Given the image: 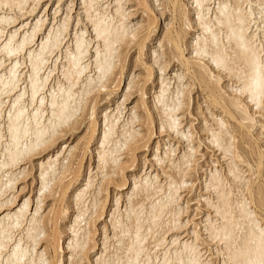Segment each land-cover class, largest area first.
Returning a JSON list of instances; mask_svg holds the SVG:
<instances>
[{
	"label": "bare ground",
	"instance_id": "1",
	"mask_svg": "<svg viewBox=\"0 0 264 264\" xmlns=\"http://www.w3.org/2000/svg\"><path fill=\"white\" fill-rule=\"evenodd\" d=\"M14 2L18 7L9 9L7 16L0 12V17H3L0 23V32H3L0 49L7 44L8 38H12L13 31L17 33L14 45L23 42L25 35L29 36V42L18 58L21 65L17 69L20 87L11 96L2 97L6 108L15 102L18 92L25 91V84H28V94L21 103L30 112L34 107L41 108L38 102L35 105L31 103V82L28 77L33 75L32 63L25 59V55L33 50L39 54V45L48 40L49 33H52L51 44L45 43L44 46L51 54H43L49 63L41 65V80L49 76L48 69L61 73L68 67V52L75 51L78 32L89 33L83 39H87L91 46L86 49L85 58V63L90 60L89 69L79 77L78 88L73 89L77 100L68 101L65 115L71 118L65 123L57 120L59 127L55 135L45 137L47 143H42L39 148L32 147L36 142V120L33 119L29 151L25 152L23 143L19 149L15 146L11 148L12 154L20 156L18 163L13 164L0 148V224H3L0 233L11 231L15 237L8 247L19 243L21 237L24 239L22 246L28 247V226H32L33 239L40 232L44 234L38 241L37 253H43L49 264H97L98 258L101 264H116V261L126 264L128 248L135 242L139 228L141 237L147 240L145 247L153 253L154 261L157 257L153 245H159V259L163 264L164 253L171 251L174 256L185 243L195 241L192 233L196 231L202 234L203 258L215 260L219 248L203 238L208 218L211 217L213 222L217 219L216 207H209V204L219 203L220 208L224 209L225 198L230 193H236L230 197L233 206L230 211L235 213L236 222L242 229L251 230L247 222L240 219L241 209L236 204L246 195L249 201H253V208H259L260 188L264 185V168L261 167L264 159V113L251 106L247 94L239 91L244 87L245 71L248 69L235 44L228 52L229 56L235 58L234 63L230 64V71L225 72L212 63L216 52L224 51V44L217 49L211 34L205 32V24L213 26L215 10L211 14L205 10L207 19H202L197 0H120V3L118 0H98L101 5H109L108 15L116 20V24L111 26L114 43L120 23L117 16L120 4L123 13L127 14L125 23L130 30L127 38L121 36L119 43H116L115 68L104 78L101 88V74L95 70V33L88 20L90 9L86 7L91 0H80L81 7L75 24L73 0L69 2L71 9L68 4L62 13V0H58L53 20L48 18L47 13L51 0ZM215 2L206 0L207 6ZM257 2L252 0L253 5ZM42 8L44 10L40 12ZM96 11L103 16L102 6ZM167 12L169 19L167 22L164 20L162 25L161 18ZM66 17L68 26L64 32ZM34 28H38V31L32 38L30 34ZM57 30L62 32L63 39L58 47H53ZM131 31L137 35L135 41L131 39ZM215 31L218 34L220 30L215 28ZM150 43L156 46L150 48ZM205 49L207 56L196 55ZM0 60L5 65L0 68V77H7L17 57L8 58L6 53L0 52ZM57 60L60 62L57 63ZM171 65L174 73L169 70ZM138 69L140 72L137 74L135 70ZM89 80L97 81L90 92L85 87ZM64 83L62 76L53 75L43 86L41 95L46 101L44 111L47 116L42 114L40 120L45 130L51 127L48 124L52 112L50 94L58 91L57 85L63 86ZM149 88L155 89L151 100L148 98ZM79 91L86 93L82 109L78 103ZM195 91L202 101L194 97ZM134 94L137 99L128 109L126 102ZM66 99L65 93L64 99L57 102L63 103ZM241 104L244 105L243 110L239 108ZM73 107L77 109L75 113ZM167 109L172 111L167 112ZM198 115H203L205 138L198 135L199 131L194 129L192 120H188V117ZM169 116L179 120L181 135L166 127ZM221 121L224 128L220 126ZM85 122V131L72 137ZM4 123L6 128V112ZM214 133L216 140L213 139ZM184 134L189 135V140L183 139ZM163 135L169 138L174 135L184 140L186 146L180 149V145L176 146L170 140L162 146L160 138ZM217 141L220 147H217ZM204 145L213 153L209 159L206 158V150L202 149ZM3 147H8L7 141ZM190 148L195 150V154L190 161L191 168L187 169L184 167V156H193L188 151ZM150 150L154 151L152 159L140 160ZM173 150L175 157L171 155ZM92 159H95L93 163ZM140 161L142 171H138ZM147 162L151 164L149 171L146 169ZM28 163L38 170L39 188L35 195L30 192L21 198V203H17L23 192V187L16 191L17 184L27 174V166L23 165ZM237 169L238 175L249 183L241 186L230 175ZM185 172L186 176L183 175ZM214 173H219L218 179L224 181L220 185V195L214 190L217 187L213 181ZM183 184L187 187L180 186ZM194 193L196 195L192 196ZM185 194L190 196L185 199ZM9 216L12 217L11 222L7 219ZM17 217L24 227L10 228L9 224H14ZM228 219L232 220L233 217L230 215ZM74 226L78 235H74ZM149 228L152 229L151 233ZM235 235L240 238L241 232L238 230ZM173 240L178 243L173 244ZM77 242L81 244L79 252L74 250ZM237 242L233 240V243ZM70 243L72 249L69 248ZM83 245H87V248ZM34 258L39 264L40 256L35 255ZM4 259H8L7 255Z\"/></svg>",
	"mask_w": 264,
	"mask_h": 264
},
{
	"label": "snow or ice",
	"instance_id": "2",
	"mask_svg": "<svg viewBox=\"0 0 264 264\" xmlns=\"http://www.w3.org/2000/svg\"><path fill=\"white\" fill-rule=\"evenodd\" d=\"M120 3V0H118ZM103 7L104 14L101 16L97 8ZM18 5L14 0H0V12H3L7 16L9 9H15ZM72 5L69 4L71 9ZM86 7L90 9L88 12V20L93 25L92 31L95 33V70L99 72L100 82L99 86L103 87V80L109 73L115 68V56H116V43H119L120 37L127 38L130 30L126 27L127 14L123 13V6L117 8V16L120 17V23L117 25V32L115 33L116 42H113V31L112 25L116 24L111 16L108 15L109 5L107 3L98 2V0H91V3H86ZM197 7L201 10V18L207 19L204 16L205 10L211 14L213 10L216 12V16L213 20V26L205 24V32L211 34L212 41L217 49L224 44V51H217L212 57V63L217 68H223L225 72L230 71V64L234 63V57L229 56L228 52L235 44L238 53L241 55L242 62L247 66L245 71V79L243 81L244 87L240 88L241 93L247 94V98L250 105L255 107L260 112L264 113V0H258L253 5L252 0H236L235 3L232 0H225L221 3L220 0H216L211 6H207L206 0H197ZM93 12L95 15H93ZM258 14V19H257ZM3 22V17H0V23ZM11 23V20L8 21ZM68 21L65 19V25L63 31H67ZM79 28V24H77ZM215 28H219L217 34ZM38 28H34L31 31V37L34 38ZM3 32H0V36ZM17 33L13 31L12 38H8L7 44L4 45L0 52L6 53L8 58L17 57V62L11 65V71L7 77H0V148L3 149L6 155L12 159L13 164L18 163L20 156L11 153V148L15 146L19 149L21 143H23L25 152L29 151V145L31 144V138L33 136V119L36 120L35 124V135L36 142L32 147L39 148L42 143H47L45 137L49 135H55L56 129L59 125L56 123L59 120L61 123L67 122L71 117H67L65 114L68 111V101H76L77 96L73 93L74 88H78L80 84L79 77L83 76L89 69V63H85L87 57L86 49L89 48L87 37L88 32H78L75 42V51H69L67 60L68 67L64 68L61 73H54L51 69H48L49 76H45L43 80L40 79L39 73L41 71V65L48 64L49 61L44 58V53L51 54L49 49L45 48V43L51 44L52 33L48 34V40L39 45L40 53L36 54L34 50L28 52L25 55V59L32 63V73L28 77V81L31 82V103L35 105L37 102L41 105V108H33L30 112L26 105L21 102L25 99L28 94V84H25V91L18 92L15 98V102L11 104L10 108H6L2 97L7 95L11 96L12 92L16 91L20 87V79L18 76L17 69L21 67L19 63L20 53L24 51L25 45L29 42V36L25 35L24 41L19 43L18 46L14 45V39ZM225 37L227 43L225 44ZM63 39L62 32L56 31V42L53 47H58L61 40ZM131 39L135 41L137 35L135 31H131ZM197 56H207L208 52L205 49L203 52H197ZM103 57V60H102ZM60 61L57 60V63ZM11 63V60H9ZM4 62L0 60V68H4ZM58 75L62 76L65 82L63 86L57 85L58 91L54 90L50 95L51 100V118L48 119V124L51 126L45 130L40 117L41 115L47 116V112L44 111L46 104L45 99L41 95L44 91V85L50 76ZM5 80L7 82L5 83ZM97 84L96 80H89L88 84L85 85L88 91H91V86ZM131 87V85H129ZM67 95V99L63 103L58 104V99L63 100L64 95ZM78 103L82 109L85 104L86 93L79 91ZM38 97H40L38 99ZM179 98V92L177 93V99ZM59 108V113L57 109ZM241 110L244 109V105H239ZM73 113L77 111L75 107L72 109ZM167 112L172 109H167ZM7 114V126L5 128L4 114ZM135 114V113H134ZM247 115V111L244 112ZM26 120V122H25ZM254 122V121H253ZM221 128H224V122H220ZM171 130L175 131L177 135L182 133L179 131V120L173 119L169 116V123L166 126ZM163 130V129H161ZM184 140H189V135H183ZM213 139L216 140V134L214 133ZM8 142V147H3L5 142ZM217 147H220L217 141ZM189 152L193 153V156L185 154L184 156V167L187 169L191 168V160L194 157L195 150L190 148ZM175 157V150L171 153ZM163 163V161H160ZM262 168H264V159H262ZM238 169L235 172L230 173L231 176L241 185L249 183L242 176L238 175ZM186 176V172L183 173ZM219 173L213 174V181L216 182L217 187L214 189L218 195H220V185L224 183L223 179H218ZM187 187L186 184L180 185ZM171 187H177V185H171ZM242 190V189H241ZM236 193H230L226 197V203L224 209H221L219 203L213 205L209 204V207L215 206L216 211V222L212 221V218H208V223L204 227L203 238L207 239L216 244L219 251L216 253L215 260L204 259V253L201 252V238L202 234L193 231L192 235L195 237V241L191 243H185L183 248L177 249L174 256L171 251L164 253L163 264H264V185L260 188V198L258 201L259 208H253V201H249L245 195L243 200L238 199L236 207L241 209L240 219L246 221L250 231L247 228H241L240 224L235 220V213L231 212L230 209L233 207L230 201L231 195ZM171 199V196L169 197ZM27 207V203L25 204ZM228 209V210H225ZM23 211V210H22ZM257 211L259 215H257ZM39 213V204H37V214ZM232 216L233 219L229 220L228 217ZM7 219L11 222L12 217L9 216ZM82 219V217H78ZM35 222V216L33 217ZM139 223V221H138ZM10 228H23L20 218L17 217L14 224H9ZM3 228V224H0V229ZM241 232V237H236V231ZM74 235H78L74 226ZM151 233L152 229H148ZM33 228L28 226V237L30 244L28 247H23L24 239L21 237L19 243H15L14 246L8 247L12 244L15 237L11 231L5 230L0 233V264H37L35 255L40 256L39 264H49V261L45 259L43 253H37L38 241L43 238L44 234L40 232L35 239L32 238ZM141 230L137 228L135 242L128 248L129 259L126 264H161L159 259V245H153L156 249V259L153 260V253L150 252L145 244L147 243L146 238L141 237ZM233 240H237V243H233ZM173 244H177L178 241L173 240ZM86 249L87 245H83ZM69 248L72 249L73 245L70 243ZM81 244L77 242L74 250L79 252ZM7 255L8 259L5 260L4 256ZM29 257H33L29 259ZM134 257V258H133ZM172 257V258H170ZM97 264H101L99 258ZM111 264V262H108ZM116 264H125L124 261H116Z\"/></svg>",
	"mask_w": 264,
	"mask_h": 264
},
{
	"label": "rangeland",
	"instance_id": "3",
	"mask_svg": "<svg viewBox=\"0 0 264 264\" xmlns=\"http://www.w3.org/2000/svg\"><path fill=\"white\" fill-rule=\"evenodd\" d=\"M71 0H62V11L60 12V13H62V12H65V10H66V6L69 4V2H70ZM74 1V9H73V14H74V24H75V20H76V18L75 17H77V14H78V11H79V8L81 7L80 6V0H73ZM57 2H58V0H51V2H50V10L48 11L47 10V13H48V18L50 19V20H53V17H54V11H55V9L57 8ZM41 11L40 12H42L43 10H44V8H42V9H40ZM169 19V16H168V12L167 13H165V15L161 18V22H160V24H162V25H164V20H166V22H167V20ZM163 27V26H162ZM155 43V42H154ZM154 43H150V48H153V47H155L156 46V44H154ZM149 56V55H148ZM147 56V57H148ZM171 69V72L174 70V67L171 65V67L169 68V70ZM134 72V71H133ZM135 72L138 74L139 72H140V70L138 69V70H135ZM172 73H174V71L172 72ZM157 74V73H156ZM159 77V75H157V78ZM153 90V91H152ZM154 91H155V89H152V88H149V90H148V98L151 100L152 99V95H153V93H154ZM198 92L197 91H195V93H194V97L195 98H197V101H202V98H200L199 97V93L197 94ZM199 97V98H198ZM136 99H137V95L136 94H134L133 96H131V98L126 102L127 104V106H128V109H129V107H132L135 103V101H136ZM196 101V102H197ZM196 102H195V104H196ZM114 104H115V102H114ZM113 106H115V105H113ZM203 107H205L204 106V104H203ZM198 117V118H197ZM188 120H192L191 122L193 123V126H194V129L198 132L199 131V133H198V135H201V136H203L204 138L206 137V135L204 134L205 132H204V130H203V115H198V116H195V117H192V118H190V117H188ZM86 122L84 123V124H82L81 125V127H79L78 128V130L75 132V134L72 136V137H77L78 135H81L84 131H85V129H86ZM196 127V128H195ZM201 131V132H200ZM81 132V133H80ZM204 132V133H203ZM203 133V134H202ZM205 135V136H204ZM67 137H68V135H67ZM66 137V138H67ZM71 137V139L73 140L74 138H72ZM164 139V141H163V139ZM167 138H168V140H167ZM173 138V139H172ZM174 138H177V137H175L174 135H172L170 138L167 136V135H163L160 139H161V143H162V146L164 145V144H166L169 140L170 141H172L173 142V144L174 145H180L179 146V148L180 149H183V147H185L186 146V142L184 141V140H179L178 138H177V140L176 139H174ZM159 140V139H158ZM182 142V143H181ZM179 143V144H178ZM182 144V145H181ZM176 145V146H177ZM206 145H204L203 146V150H206L205 152H206V158L207 159H209V156H211V154H213L212 153V151H211V149L209 150L208 148H207V146L205 147ZM95 148V147H94ZM93 148V149H94ZM207 148V149H206ZM153 150H150V151H148V152H146L145 153V155L143 154L141 157H140V160L141 159H144V158H147V159H152V155H153ZM217 154V153H216ZM95 160V159H94ZM94 160L92 159V163L94 162ZM30 163H28V164H26V165H23L24 167H26V171H27V174L23 177V178H21L20 179V182L17 184V188H16V191L17 190H21V187H23V192L19 195V197H18V201H17V203L19 202V203H21L22 202V200H21V198L23 197V196H25V195H28V194H30V192L32 193V195H35V193H36V189H38L39 188V184H38V181H37V175H38V170H36L37 168L33 165H29ZM148 164V165H147ZM147 164H146V169L149 171L150 169H151V164H149V162H147ZM140 166H142V167H140ZM148 166H150V167H148ZM36 169H35V168ZM23 168V167H22ZM34 168V169H33ZM140 169V170H139ZM142 169H143V164H142V162L140 161V163H139V167H138V171H142ZM33 172V173H32ZM29 173V174H28ZM36 173V174H35ZM35 175V176H34ZM35 179H34V178ZM22 180V181H21ZM34 181V182H33ZM37 181V182H36ZM37 185V186H36ZM32 186V187H31ZM33 189V190H32ZM198 192H199V190H198ZM197 192V189H196V193H198ZM196 193H194L192 196H195L196 195ZM187 195L185 194V197H186ZM190 196V194L185 198V199H187L188 197ZM16 203V204H17ZM67 264H68V262H67Z\"/></svg>",
	"mask_w": 264,
	"mask_h": 264
}]
</instances>
